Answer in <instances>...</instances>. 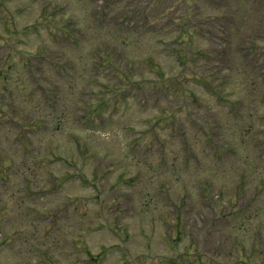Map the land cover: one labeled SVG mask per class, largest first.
<instances>
[{
  "label": "rangeland",
  "instance_id": "374dc122",
  "mask_svg": "<svg viewBox=\"0 0 264 264\" xmlns=\"http://www.w3.org/2000/svg\"><path fill=\"white\" fill-rule=\"evenodd\" d=\"M146 1L144 0V2ZM101 2L102 0H6L4 4H0V45H2L0 46V56H5L7 52L15 50L18 54L15 57L21 56L19 52L25 54L26 60L31 63L30 68L40 69L43 73L44 68L49 70L47 66L50 64L55 70L59 68L58 72L56 71V78L58 83L61 84L63 94L58 103L62 101L74 103L77 99L76 92L83 91V89H93L94 93L104 90L105 88L97 86L98 82L96 83V79L106 83L108 79L118 82L122 78L124 86L112 87H117L122 93L133 96L126 103L120 102L117 106L116 118L118 120L119 117H122V121H125L127 116H132L135 113L136 102L138 101L136 95L139 90L134 84L137 81H142L145 77H151L150 79L159 81H162L160 79L162 75L166 78L163 82L155 84L154 87L156 89L153 90L156 91L148 90L146 86L142 90V95L144 96L151 92L149 96L151 101L146 103L144 108L148 115L162 113L164 110L178 112L185 98H179L177 93L182 96L186 91L187 95L197 94L201 97V90L203 89L195 87L194 82L191 80L193 77L191 72L193 71L198 72L207 85L213 88L226 87L230 89L234 87L237 88L239 95L242 94L243 82L254 86L255 81L252 70L247 72L239 70L232 76H227L223 71L213 75L210 69L203 67L204 60L200 56H197L194 62H190L189 60L193 59L191 58L192 54L190 51L188 54L181 53V46L185 42H180L181 37L178 35L171 36L169 33H163L158 36L157 40H162L165 46H163L161 54L159 55L158 53L155 56L153 63H149L147 56L143 54L148 51V45H143L136 50L130 46L125 47L118 43L113 44L112 38L115 34L118 17L125 12L134 10L132 8L134 4L130 5L126 0H104V13L100 16L98 11L102 7ZM52 4L55 5L54 8L56 9H51ZM46 5H49V8ZM194 5L198 9L192 8ZM185 9L188 10L185 12ZM150 10L147 9L148 20L152 18ZM55 11L58 12L54 13ZM159 13L164 15L158 19L157 25L159 28L171 26L167 22L170 19L175 20L178 18L179 20L174 25L179 28V25L183 24L180 17H189L190 14L198 17V20L208 19V24H196L197 27L203 29V32L195 30L197 33L194 36V42L197 50L216 52L213 47L211 48L212 43L209 40V36L212 33L223 37L224 31H226V37L232 40L235 38L234 34L243 37L246 35V39L242 42V47L249 49L251 45L249 51L251 52L255 49L253 43L256 44L257 50L250 56L254 57L259 63H264V23H262V21L264 22V0H169L168 3L161 4ZM45 15L50 16L51 22H55L57 26L65 25L70 19L79 21L82 24L80 26L83 32L82 37L77 38L73 36L74 34L70 35V33H66L67 36H65L59 29L54 30L53 25L43 19ZM223 17L225 19L224 25L219 20ZM7 18L12 20L10 28L13 33L15 31V36L7 31ZM229 21L231 22L227 26ZM15 23L18 25L19 30L24 27H30L25 37L21 36V33H17L15 28H13ZM152 24L156 25L153 20ZM220 26H224V28L220 29ZM53 33H56L58 42L53 40L51 36ZM132 45H134V41H132ZM102 46H108V48L101 49ZM216 46L218 44L215 45V48ZM114 47H117L120 53V60L123 57H127L123 65H130L127 67L123 66L124 69L121 71L113 70L119 73L111 72L106 68V63L109 60L103 56V54H107ZM33 56H43L45 59H51L54 63L28 59V57ZM181 59L186 60L185 66L180 63ZM15 61H17V58ZM61 67H65L64 70ZM151 68H156V72L153 75H149L152 71ZM41 71H35L38 79L43 77ZM107 72L108 74L112 73L113 77H109ZM129 77L131 82L127 80ZM208 77L211 78L208 79ZM42 79L45 80V78ZM18 82L14 86L13 91L18 88L27 90L26 94H20L18 99L30 101L29 104H26L34 107L37 100L41 99L42 91L37 87L36 78L27 80L22 78L19 73ZM8 97V92L1 89V104L3 106L5 105L3 100H7ZM83 101H89V97H84ZM151 103L159 104V108H152ZM14 105L17 108L21 106V103L19 101L17 105ZM6 109L9 111L10 107ZM141 111L142 108L139 111L140 115L145 116ZM32 112H35L34 108H32L30 116H34ZM35 113L38 114L37 112ZM21 122L24 123L25 120ZM182 122L187 132L186 140L191 141L195 147L199 140V133L194 125L196 124L194 119H186L182 115ZM22 123L20 121H0L1 151L4 152L7 160H10L9 156H11L18 165L23 164L17 168L19 175H16L8 182L10 192L14 191L16 199L14 203L10 204L9 202L6 209L2 210L1 213V219L11 218L9 219L10 229L8 230V236H12L15 239L21 235V239L19 245L12 250L5 246H3V249L5 254L16 252L15 255L9 254L7 256L9 261L13 260V264H45L41 258V250H45L42 245L44 242L39 243L41 237L44 235L48 236V242H50L53 234L62 233L52 243L55 247L53 251L63 260L64 264H75L74 260L68 255V249H70L71 241L78 239L82 231L87 229L89 224L91 225L90 220L86 219L83 221L80 217L71 215L70 219L63 223V230L56 229V227L49 228L52 220L49 212H47L45 218L40 216V214L37 216L38 224L36 228H29L26 224L23 225L22 221L25 219V222H28L36 211L42 213L46 210L58 208L69 200L74 199L76 195H89L81 180L76 178L67 181L58 192L52 193L49 190L54 177L61 181L65 179L66 169L63 168L62 161H56V157H65L68 146L65 144L66 140H72L73 138L75 140L77 137L80 143L82 141L91 147H97L100 150L97 162L101 165L96 166L102 169L104 165L110 163L113 151L121 147V144H114V141L119 140L120 142L129 143L131 138L136 137V135L131 137L129 134H122L116 127L115 122H113L115 127H112L111 130L98 131V135L94 136L88 130L76 128L73 122L59 124L55 121L48 131L37 130L31 133H27V130L20 131L25 128L18 129ZM59 128L65 132L66 139L63 140L61 138ZM136 128L140 129L138 126ZM175 129H178L177 124ZM24 139H31L35 143L34 147L36 150L25 154L22 148ZM49 140L51 141L49 142ZM246 145L247 143L243 144L241 154H246ZM42 150L45 158L44 156L41 158L38 156V152ZM48 153L54 154L47 156ZM193 153V167L190 168L191 174L198 170L194 148ZM201 153V150L198 149L197 154L201 155ZM257 158V164L256 166L254 165L255 168L253 166L252 170L247 164H241L242 159H239L234 166L227 163L226 171L219 173L214 179L216 183L212 179L210 180L209 185L212 188V197L209 203H213L214 200L221 201L218 205V213L214 217L216 225L213 224L214 222H212L209 215L203 212L200 217L189 216L188 224L187 222H180L176 229L177 235L174 236L172 234L173 231L170 233L168 226L162 225L160 227L159 223L157 224L158 220L163 216V213H157L153 216L156 219V227L152 229L155 235L151 238L153 241L152 245L158 244L160 251L163 250L164 252L167 250L168 255L177 257L180 264H184L183 262L185 261L182 262L179 255L187 249L193 250L187 260L192 261L198 256V262L196 261L192 264H244L245 261L254 263L253 261H257V258H259L258 260L261 259L263 261L262 264H264V198L261 199L259 192L260 187L264 186V156ZM80 159L77 152L73 150L69 161L80 166L82 162ZM232 160L235 161L237 159ZM35 162L42 165L38 174L33 171H27L29 169L28 164L32 165ZM231 167L236 168V170H230ZM90 176L93 178V174ZM26 177L29 179L33 178L37 185H44L49 181V187L44 192H35L33 195L25 196L24 182ZM101 184L103 183L101 182ZM240 185L244 187L245 193L244 189L241 188L240 190L244 197L238 201ZM35 187L34 185V191H36ZM176 197L177 194L175 192L172 198L176 199ZM229 199L233 201V204L229 202ZM16 202H21L22 208L16 209ZM73 206L71 205L70 208H73ZM100 207V204H96L90 205L88 208L92 212ZM86 208H83V210ZM161 221L162 218L159 222ZM129 222L131 225L129 231L133 236L130 245L137 250L141 245L144 246L142 243L145 239L139 237L144 218L135 213ZM176 223V220H174V225ZM3 228L4 226L1 225L0 229L2 230ZM144 233L147 234L148 229ZM103 238L105 236L102 232H92L88 235L86 243L91 250L95 251ZM116 255H110L109 258L104 260L103 264H122V261H119V254L117 253ZM133 256H137V254ZM1 258L3 257L0 256V260ZM7 261L6 259L5 261L2 260L0 264H6Z\"/></svg>",
  "mask_w": 264,
  "mask_h": 264
}]
</instances>
